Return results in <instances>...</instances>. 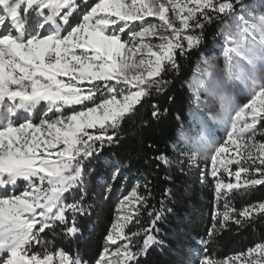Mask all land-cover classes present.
<instances>
[{
    "label": "snow or ice",
    "instance_id": "1",
    "mask_svg": "<svg viewBox=\"0 0 264 264\" xmlns=\"http://www.w3.org/2000/svg\"><path fill=\"white\" fill-rule=\"evenodd\" d=\"M77 9V0H0V264H86L63 249L53 251L44 239L46 230L57 227L68 236L81 231L77 215L85 212L83 196L68 203L65 194L81 187L82 161L119 141L125 117L153 90H163L162 73L179 71L178 56L199 46L205 22L221 17L235 26L221 30L225 83L240 82L250 98L236 108L222 106L230 130L211 147L215 192L219 199L264 184V141L254 139L264 120V82L255 75L258 65L264 67V15L245 19L243 0H95L74 21ZM194 96L199 103V94ZM41 107L43 118L34 122L31 115ZM189 139L211 143L203 134ZM157 159L169 163L166 155ZM196 159L193 154L189 163ZM221 170L235 183L220 179ZM19 181L25 182L23 190L9 193ZM145 203L135 190L121 201L117 211H127L118 217L122 222L112 224L95 264H132L160 243L152 235L160 212H149L154 219L139 245L132 241L140 232L125 231ZM261 214L264 202L238 212L226 206L213 219L241 224ZM237 261L264 264V242L235 257L205 255L197 264Z\"/></svg>",
    "mask_w": 264,
    "mask_h": 264
},
{
    "label": "trees",
    "instance_id": "2",
    "mask_svg": "<svg viewBox=\"0 0 264 264\" xmlns=\"http://www.w3.org/2000/svg\"><path fill=\"white\" fill-rule=\"evenodd\" d=\"M94 2L92 0L82 11ZM79 16L73 18L74 21ZM226 22L225 17L205 22L199 46L178 56L179 71L162 73L163 80L167 81L163 90L159 93L153 90L151 96L136 106L134 113L125 117L119 129V141L105 144L102 150L82 161V185L67 196L69 203L71 198L79 200L83 196L85 212L77 215L81 231L76 236H68L59 227L54 231L46 230L44 239L50 249H63L86 264L95 262L112 223V204L101 196L105 186L102 184L114 166L123 176L138 182L136 192L146 197V203L139 207V215L126 230L140 232L132 241L134 245L142 242L143 229L154 219L149 212L161 213L152 232L160 243L150 245L132 264H184V259L189 256L186 248L194 247L196 240H202L203 247L199 249L203 256L217 259L245 253L255 244L264 242V215L254 216L241 224L229 220L221 225L222 216L213 219L216 209L213 182L207 181L201 186L198 174L174 159L175 151L179 149V130L188 124L189 81L201 58L212 53ZM153 105L157 106V117L152 115ZM261 139L264 140V135ZM161 155H166L169 163L158 160ZM260 202H264V184L233 190L224 200L227 208L237 212ZM224 204L221 203L218 209L222 210ZM34 250L41 251L39 247Z\"/></svg>",
    "mask_w": 264,
    "mask_h": 264
},
{
    "label": "rangeland",
    "instance_id": "3",
    "mask_svg": "<svg viewBox=\"0 0 264 264\" xmlns=\"http://www.w3.org/2000/svg\"><path fill=\"white\" fill-rule=\"evenodd\" d=\"M91 1L92 0H87V3H85V0H77L78 9L74 18L77 15L83 13L84 11H82V9ZM243 3L247 6L245 19H249L251 16L260 17L261 15H264V0H244ZM236 12L237 15L240 14V7L236 9ZM148 19L156 22L154 18ZM225 28L230 31L235 30L233 22L228 18L222 29ZM124 38L127 39V36ZM223 46L224 38L222 31H220L217 40L213 45L212 53L210 56H204L201 58L192 78L189 81L188 86L191 96V106L188 110V124L186 127H182L179 130V149L175 151L176 156L174 157L175 162L186 164L187 168H189L194 174H198V180L201 186L205 185L207 181H212L215 187L217 181V178L211 175V147L227 139V132L230 130L229 124L227 123V118L223 117L222 115V106L227 108H236L237 106L246 103L250 98L249 89L240 82L237 81L228 82L227 84L225 83V59L223 56ZM255 75L258 82H264L261 81V78L264 77V67L258 65L255 70ZM194 93L199 94V103L196 102ZM43 111L44 109L41 107L31 115V118L34 122L38 123L39 120L43 118ZM209 114L221 115V119L216 121L209 120L207 118ZM24 115L28 114L21 113V116ZM201 117L204 118L203 125L200 123ZM254 133V139L256 141H264L261 139L264 135V120H260L258 122ZM200 134L206 136L211 143L205 146L195 139H189L198 137ZM229 147L232 148L234 146L229 145ZM193 154L197 156V159L194 163H189V157ZM231 154L234 155V153ZM231 167L233 171H235L237 165H232ZM219 178L225 183L229 182L230 179L231 182L235 183V177L233 176L229 178L228 174L223 172V170H221ZM102 185L105 186L103 187L104 189L101 198L104 197L106 202L109 200L113 208L112 223L109 226L108 232L106 234L107 236L114 222H122L118 221V217L123 216L127 210L118 212L117 209L120 207L121 201H123L125 197L130 196L134 190H137L138 182L130 180L129 177L123 176L122 172L116 166H114L112 172L107 176L106 181ZM24 186L25 182L19 181L16 188L9 186L7 191L9 193L14 191L19 192L23 190ZM3 191L4 189L0 188V193ZM229 193L230 192L218 199L215 192L214 204L216 209H214L213 216L216 213H223L226 210V204H224V200ZM69 194L70 193H66L65 195L68 196ZM100 195L101 194L99 193V197ZM71 201H73L72 198ZM221 203L224 205L222 210H219L218 207ZM128 226L129 224L127 227ZM127 227L125 231L127 230ZM118 243L123 244L124 241H119ZM105 245L106 241L104 238L103 249L98 258L103 253ZM189 246L190 245H188V247ZM109 247L111 250H114L117 245H109ZM199 247H203L202 240H196V245L194 247L186 248L185 252H187L189 256L188 258L184 259V264H197L198 259L203 257V252L199 249ZM235 256L237 255L229 257ZM93 264H95V262ZM237 264H240V262L237 261Z\"/></svg>",
    "mask_w": 264,
    "mask_h": 264
}]
</instances>
